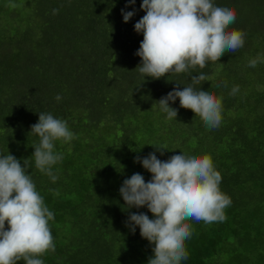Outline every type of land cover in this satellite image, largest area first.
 <instances>
[{
	"label": "trees",
	"instance_id": "trees-1",
	"mask_svg": "<svg viewBox=\"0 0 264 264\" xmlns=\"http://www.w3.org/2000/svg\"><path fill=\"white\" fill-rule=\"evenodd\" d=\"M214 3L235 11L229 30L245 34L244 46L202 69L153 79L135 70L142 63L136 52L143 34L134 27L146 14L142 0H0V156L11 153L22 165L28 159L54 213L55 251L40 257L44 264H147L154 245L125 221L130 213L153 214L146 206L127 209L120 188L135 173L151 180L136 157L153 152L162 161L209 156L231 200L222 221H187L192 235L181 264H264V0ZM121 10L135 15L124 22ZM201 73L209 79L199 87L222 102L214 129L179 98L169 101L178 109L172 119L158 102ZM40 112L67 121L74 134L55 142L62 154L55 182L32 157L39 137L31 126Z\"/></svg>",
	"mask_w": 264,
	"mask_h": 264
},
{
	"label": "clouds",
	"instance_id": "clouds-1",
	"mask_svg": "<svg viewBox=\"0 0 264 264\" xmlns=\"http://www.w3.org/2000/svg\"><path fill=\"white\" fill-rule=\"evenodd\" d=\"M135 2L129 0L131 5ZM141 8L146 14L134 27L143 34L136 52L142 63L135 70L145 78L160 79L196 66L202 69L207 62L220 61L226 53L244 46L245 34L229 30L236 20L235 11L217 6L214 0H142ZM58 11L53 9V14ZM121 11L124 22L135 15L134 11ZM256 65V59L249 62L250 67ZM208 79L203 73L193 75L183 90L176 83V89L158 101L161 111L168 119L177 118L178 109L169 101L179 98L181 107L192 110L209 129L219 127L221 99L199 87ZM238 90L234 87L232 94ZM61 98L55 97L57 101ZM30 133L39 137L32 155L35 167L57 181L53 166L62 160V154L55 151V142L74 138L67 121L40 112ZM155 148L163 155L165 149ZM136 162L152 178L146 182L143 175L135 173L124 180L120 194L127 209L146 206L154 218L130 213L125 226L133 233L138 226L141 236L154 245L147 264H181L188 259L185 241L192 235L187 221L212 223L225 219L224 210L231 200L220 189L221 173L207 155L183 153L162 161L153 152L143 159L137 156ZM53 219L54 213L45 205L29 174L28 159L22 165L11 153L0 156V264H17L21 259L26 264H44L40 257L55 251L49 227Z\"/></svg>",
	"mask_w": 264,
	"mask_h": 264
}]
</instances>
